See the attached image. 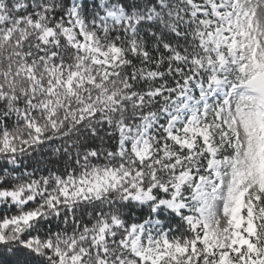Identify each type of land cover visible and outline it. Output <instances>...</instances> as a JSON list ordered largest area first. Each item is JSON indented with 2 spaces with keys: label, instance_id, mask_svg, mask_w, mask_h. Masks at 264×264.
<instances>
[{
  "label": "snow or ice",
  "instance_id": "6c2138e0",
  "mask_svg": "<svg viewBox=\"0 0 264 264\" xmlns=\"http://www.w3.org/2000/svg\"><path fill=\"white\" fill-rule=\"evenodd\" d=\"M0 264H264V0H0Z\"/></svg>",
  "mask_w": 264,
  "mask_h": 264
}]
</instances>
